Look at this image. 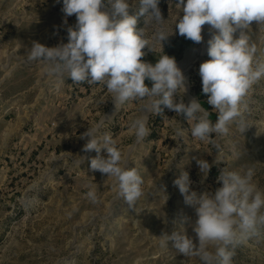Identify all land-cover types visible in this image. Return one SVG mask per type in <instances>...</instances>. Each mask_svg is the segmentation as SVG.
<instances>
[{
	"label": "rangeland",
	"instance_id": "1",
	"mask_svg": "<svg viewBox=\"0 0 264 264\" xmlns=\"http://www.w3.org/2000/svg\"><path fill=\"white\" fill-rule=\"evenodd\" d=\"M176 3L160 0L158 5L169 32L174 29L164 53L175 57L181 70L191 62L184 102L198 99L215 122L217 113L202 92L199 75L201 63L210 59L209 26H203L199 44L180 36ZM132 4L130 15L138 0ZM62 7L63 0H0V264H201L166 240L173 231L195 236L194 210L173 181L186 171L190 191L214 192L222 186L217 183L220 169L243 174L252 168V183L264 192V79L248 97V130L241 134L233 125L229 135L213 136L223 162L202 180L193 157L211 164L217 150L191 135V122L183 115L167 108L162 115H150L151 134L137 142L129 125L142 115L141 102L116 110L104 86L73 84L67 78L57 83L44 75L41 63L28 61L26 50L33 41L48 47L68 42L67 27L75 25L76 16L65 24ZM137 27H143L142 20ZM248 34L264 51V28L252 22ZM143 51L142 60L155 64L159 50ZM105 117L101 134L111 133L127 166L144 180V195L134 208L118 195L111 178L90 171L97 153L82 151L86 140L81 134ZM177 129H183L182 138ZM96 185L99 202L92 203L86 193ZM184 218L189 222L182 224ZM233 264H264V228L235 248Z\"/></svg>",
	"mask_w": 264,
	"mask_h": 264
},
{
	"label": "clouds",
	"instance_id": "2",
	"mask_svg": "<svg viewBox=\"0 0 264 264\" xmlns=\"http://www.w3.org/2000/svg\"><path fill=\"white\" fill-rule=\"evenodd\" d=\"M159 2L138 0L136 13L130 15L132 0H63L65 24L67 17L76 16L75 25L67 27L68 42L48 47L33 41L26 55L29 62L41 63L44 75L57 83L67 78L73 84L104 86L116 110L131 101L141 102L142 115L129 125L137 142L151 134L147 126L150 115H162L164 108L183 115L191 122V135L217 150L211 164L193 157L203 180L213 165L223 162L221 146L213 136L229 135L233 125L243 134L251 126L245 113L250 92L264 79V51L251 42L248 29L252 22L264 28V0H177L175 4L179 9L175 29L180 36L199 44L203 26H209L210 59L201 63L199 75L202 92L217 113L215 122L198 99L184 102L187 77L175 57L164 53V44L169 43L174 29L169 32ZM141 20L143 27L138 28ZM146 28H151V33ZM146 47L154 54L159 50L155 64L142 60ZM107 118L81 134L80 139L86 140L82 151L97 153L90 159V171L111 178L118 195L134 208L144 195V180L136 168L127 166L111 133L101 134ZM176 135L182 138L183 129H177ZM83 160L81 157L79 165ZM254 174L252 168L243 174L223 168L217 176L222 186L214 192H197L190 191L192 181L188 172L182 171L173 185L194 210L196 219L191 225L195 236L173 231L165 235L166 240L180 255L196 257L201 264H233L235 248L264 228V192L252 183ZM97 192V185L90 186L86 198L98 203ZM188 222L189 218L181 221Z\"/></svg>",
	"mask_w": 264,
	"mask_h": 264
},
{
	"label": "bare ground",
	"instance_id": "3",
	"mask_svg": "<svg viewBox=\"0 0 264 264\" xmlns=\"http://www.w3.org/2000/svg\"><path fill=\"white\" fill-rule=\"evenodd\" d=\"M203 49H204V48H203ZM201 51H202V50H201ZM193 57H194V56H193ZM190 58H191V57H190ZM190 58H189V59H190ZM194 58H195V57H194ZM190 60H191V59H190ZM191 61H193V60H191ZM188 62H189V60H188ZM189 63L191 64V62H189ZM189 63L186 64V66H185L184 69L182 70L183 74H184L186 77H187L186 72H187V69H188V67H189V65H190Z\"/></svg>",
	"mask_w": 264,
	"mask_h": 264
}]
</instances>
